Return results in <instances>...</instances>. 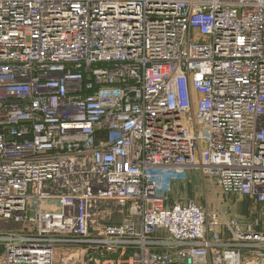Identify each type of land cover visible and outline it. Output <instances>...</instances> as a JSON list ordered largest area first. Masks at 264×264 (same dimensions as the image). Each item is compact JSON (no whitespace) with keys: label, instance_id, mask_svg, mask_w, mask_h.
<instances>
[{"label":"built area","instance_id":"obj_1","mask_svg":"<svg viewBox=\"0 0 264 264\" xmlns=\"http://www.w3.org/2000/svg\"><path fill=\"white\" fill-rule=\"evenodd\" d=\"M189 171L260 217L170 205ZM59 246L264 264V0H0V264Z\"/></svg>","mask_w":264,"mask_h":264},{"label":"rangeland","instance_id":"obj_2","mask_svg":"<svg viewBox=\"0 0 264 264\" xmlns=\"http://www.w3.org/2000/svg\"><path fill=\"white\" fill-rule=\"evenodd\" d=\"M190 172L196 173L195 171H189L180 183H183L186 188L188 187L187 194L189 199H197V202L203 204L209 212L221 211L227 213L228 217L235 218L242 224L254 221L260 217L256 208L260 205L255 204L249 198L224 193L211 179L202 174L192 178L189 175ZM172 194L170 195V200ZM12 228L18 229L20 227L14 225ZM82 255V249L59 246L55 251V264H82Z\"/></svg>","mask_w":264,"mask_h":264},{"label":"crops","instance_id":"obj_3","mask_svg":"<svg viewBox=\"0 0 264 264\" xmlns=\"http://www.w3.org/2000/svg\"><path fill=\"white\" fill-rule=\"evenodd\" d=\"M197 173V174H196ZM196 173H193V172H190L189 175L193 178V176H196L198 177L199 173L196 172ZM187 189L188 187L186 188L185 185H183V183H177L175 184L174 188H173V194L171 196V200L169 202L170 205H173V204H176V203H179V202H188V201H195L197 202L198 200L197 199H189L188 197V194H187ZM181 200V201H180ZM179 201V202H178ZM198 203V202H197ZM201 204V203H200ZM255 207V206H254ZM258 210H257V213L259 212V209L260 207H256Z\"/></svg>","mask_w":264,"mask_h":264}]
</instances>
